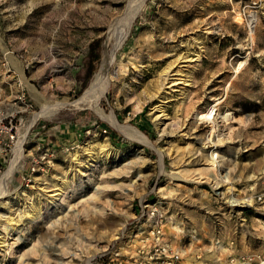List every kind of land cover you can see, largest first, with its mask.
I'll return each mask as SVG.
<instances>
[{"label": "rangeland", "instance_id": "374dc122", "mask_svg": "<svg viewBox=\"0 0 264 264\" xmlns=\"http://www.w3.org/2000/svg\"><path fill=\"white\" fill-rule=\"evenodd\" d=\"M126 2L0 0V175L22 140L0 264H88L140 202L192 254L264 264V0H147L100 115L75 100ZM54 101L66 104L38 115Z\"/></svg>", "mask_w": 264, "mask_h": 264}, {"label": "built area", "instance_id": "2783aa9c", "mask_svg": "<svg viewBox=\"0 0 264 264\" xmlns=\"http://www.w3.org/2000/svg\"><path fill=\"white\" fill-rule=\"evenodd\" d=\"M168 216L157 202L139 203L135 216L127 222L107 247L99 250L89 264H217L202 253H191L182 239L166 232ZM191 238L195 235L191 234ZM233 264L255 261L241 254Z\"/></svg>", "mask_w": 264, "mask_h": 264}, {"label": "bare ground", "instance_id": "6f19581e", "mask_svg": "<svg viewBox=\"0 0 264 264\" xmlns=\"http://www.w3.org/2000/svg\"><path fill=\"white\" fill-rule=\"evenodd\" d=\"M146 2L147 0H127L123 10L114 18V20L109 26L108 33L105 39L104 52H103V58L101 64L98 70L96 71V73L94 74L93 78L89 82L88 86L83 90L81 95L75 100L76 104L87 105L90 108H92L94 111H96L98 114L102 115V112L99 111L100 99L106 95V92L109 88L110 83L112 82L113 77L119 71V67L112 68V64L116 58V52L126 40L127 36L129 35L132 24L134 23L135 19L140 14V12L142 11ZM64 104H66V102L64 101L63 102L54 101L51 103L44 104L38 115L52 112L54 109ZM106 118L115 128L120 130L121 133H124L125 135L131 138H136L149 145H152L149 138L141 130H139L138 128L132 125L121 123L113 114V112L107 115ZM15 150H14L15 151L14 156L10 160L8 167L0 175V194H2L6 190L7 184L14 174L18 161L21 159V158L19 159V157H20V152L22 151V140L18 142ZM160 163L159 164L162 166L161 153H160ZM56 193L57 192H53L51 196H53Z\"/></svg>", "mask_w": 264, "mask_h": 264}, {"label": "trees", "instance_id": "16d2710c", "mask_svg": "<svg viewBox=\"0 0 264 264\" xmlns=\"http://www.w3.org/2000/svg\"><path fill=\"white\" fill-rule=\"evenodd\" d=\"M100 45H101V40L100 39H97L95 41H93L91 43V48H90V53L92 55V63L90 65V68L88 70V73H87V76L83 82V85H82V89L79 91L78 93V97L81 95V93L83 92V90L88 86L89 82H90V79H91V76L95 70V63L96 61H98L101 57V50H100ZM104 125H106L105 123H103Z\"/></svg>", "mask_w": 264, "mask_h": 264}]
</instances>
